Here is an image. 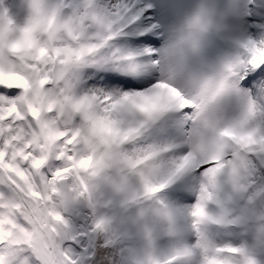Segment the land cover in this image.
I'll list each match as a JSON object with an SVG mask.
<instances>
[{
  "label": "snow or ice",
  "instance_id": "6c2138e0",
  "mask_svg": "<svg viewBox=\"0 0 264 264\" xmlns=\"http://www.w3.org/2000/svg\"><path fill=\"white\" fill-rule=\"evenodd\" d=\"M19 6L22 20L0 0V264H83L85 234L64 210L83 199L92 231L105 232L109 221L97 215L106 206L105 188L123 206L137 207V227L149 238L157 220L174 236L176 213L157 194L189 173L200 174L195 203L184 214L194 241L156 264H177L180 257L192 264H254L244 247L218 246L202 226L216 222L208 205L221 183L239 192L255 162L264 164V104L237 83L256 69L247 85L264 76V23L257 35L235 37V54L217 70L196 74L187 71L188 58L210 38L225 37L233 20L250 14L247 7L204 2L162 49L103 55L110 41L133 34L131 26L145 14L139 0H20ZM157 29L153 24L138 34ZM85 68L131 77L158 72L159 79L108 77L106 85L133 91H105L85 88ZM178 77L189 80L190 95L174 86ZM233 97L242 106L229 117L221 109ZM186 108L193 110V127L178 146L186 149L182 154L171 146L136 147L168 114ZM93 264H100L98 257Z\"/></svg>",
  "mask_w": 264,
  "mask_h": 264
},
{
  "label": "rangeland",
  "instance_id": "374dc122",
  "mask_svg": "<svg viewBox=\"0 0 264 264\" xmlns=\"http://www.w3.org/2000/svg\"><path fill=\"white\" fill-rule=\"evenodd\" d=\"M145 1H152L156 4L157 14L155 15V21L163 26L164 32L171 30L174 33V28L177 29L179 26V23L182 22L187 16H189L187 11H186V1L187 0H145ZM19 4H20V0H8V5L12 9L13 14L22 20L23 19V10L20 8ZM195 4H197V1H192V5L194 6ZM178 6H180L182 8V12L180 14H179ZM166 26L168 27V29L166 28ZM113 46L115 48H118V45H116V44H114ZM196 63H197V61H195L194 59H189L186 63L187 71L190 73L193 72V73L197 74L196 70H194V69L191 70V67H189V66L195 65ZM148 74H150V73H148ZM135 82L140 83L143 81L139 80V81H135ZM84 86H85V88H97V87H93V86H86V85H84ZM117 86H119V85H116V89L111 88V86L109 88L111 89V91L118 90ZM174 86L177 87L178 89L180 88V86H182V87L188 86V89L191 90L190 82L186 77H178L174 81ZM109 88L106 91H110ZM119 90L120 91H126V90H124V88L122 86H120ZM127 91H133V90L127 89ZM241 92L250 96V98L252 99L250 92H244L242 90H241ZM257 104L259 106V105L264 104V103H257ZM241 106H242L241 105V98L240 97H233L229 101L225 102V104L222 106L221 113L227 114V116H229V117L235 116L239 113ZM192 127H193V125L187 126L186 131L187 130L189 131ZM159 133L163 134V130H161ZM153 135H155V134H153ZM172 137H169L168 140H171ZM183 140H184V137H183ZM183 140H182V142H183ZM179 154H182V152ZM179 154H177V155H179ZM225 191L229 195L230 199H229L228 203L226 205H224L223 207L230 209L229 211L238 210V211L242 212V210H244V211H247V212L252 213L254 215H257V214H259L260 211L263 210L262 205H258V204L255 205L253 203L252 199H250V198L247 199L244 203L239 202L238 192H233V190L231 189L230 186L226 187ZM257 197L261 198L262 195L258 194ZM159 199L164 201V202H166L168 200V199L164 198L163 196ZM174 205L177 206L181 210V213L183 214L182 222L177 224V233H181V232L185 233L188 229L190 218H186L184 214L187 212V210H189L191 208L192 205H191L189 200L175 202ZM168 207L173 212L176 211L174 207H172V206H168ZM223 207H222V210L224 209ZM241 218H242L241 214H235V216L232 218V220H241ZM157 221H155V224ZM184 223H186L187 225H185ZM71 224L74 226L73 223H71ZM263 231H264V226H262V223H260V224L254 225V226L248 225L245 228H241L238 230L224 231L221 229L216 230L214 228H209V229L203 230V234L208 239H210L216 245H219V246L223 245V243H225V244L227 243V244L238 245L240 247H247L246 251L250 257V250H248L249 248L256 249V248H260V246L262 247V244H260L259 239H260ZM194 238H195L194 233H193V231H191L190 233H188L186 235V239L182 244L171 245L170 247H168L167 250H160V251L158 250V247L156 246L157 252L155 251L154 246L149 247L147 244H145L144 247L142 248V252L144 253V255H153L155 258L164 257L173 250H178V249L184 248L183 247L184 245H187V247L190 246L193 243ZM150 239L151 238H149L146 235L145 240L148 241ZM172 242H173V239L165 241L166 244H170ZM180 263L192 264V261L190 258H187V260H185V261L178 260V264H180Z\"/></svg>",
  "mask_w": 264,
  "mask_h": 264
},
{
  "label": "bare ground",
  "instance_id": "6f19581e",
  "mask_svg": "<svg viewBox=\"0 0 264 264\" xmlns=\"http://www.w3.org/2000/svg\"><path fill=\"white\" fill-rule=\"evenodd\" d=\"M65 217L72 222L79 230L85 235L83 237V253L89 244V225L91 223L92 215L89 210L86 202L83 199L76 200L74 199L67 208L64 210Z\"/></svg>",
  "mask_w": 264,
  "mask_h": 264
},
{
  "label": "trees",
  "instance_id": "16d2710c",
  "mask_svg": "<svg viewBox=\"0 0 264 264\" xmlns=\"http://www.w3.org/2000/svg\"><path fill=\"white\" fill-rule=\"evenodd\" d=\"M107 237H109V235H105L104 236V238L103 239H101L103 242H104V240L107 238ZM96 241H97V244H96V246L94 247V248H96V250H98L99 249V251L101 252L102 250H104V251H106L107 252V249H104L102 246V241H99L98 240V237L96 238ZM105 243H106V241H105ZM111 251H112V253H114L113 252V249H111ZM106 255H108V253L106 254ZM87 261H89V260H87Z\"/></svg>",
  "mask_w": 264,
  "mask_h": 264
}]
</instances>
